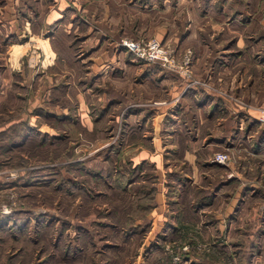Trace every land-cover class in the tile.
<instances>
[{"label":"rangeland","instance_id":"rangeland-1","mask_svg":"<svg viewBox=\"0 0 264 264\" xmlns=\"http://www.w3.org/2000/svg\"><path fill=\"white\" fill-rule=\"evenodd\" d=\"M8 1L9 12L18 15L14 0ZM169 1L168 5L170 3L173 5L168 7L167 18L166 14L153 15V23L162 25L165 23L163 21H166L168 25L163 24L167 29L164 35L166 38L170 32L171 38L164 40L153 34L150 37L136 39H143V41L157 39L161 44L173 49L179 58L186 49L192 50L190 67L193 78L198 79L194 75V64L200 65V73L203 68H208L205 73L207 75H204L206 80L215 82V85L219 82L222 85L221 90L232 84V88L229 86L227 88L235 97V91L238 88L237 94L243 96L244 102H242L245 103V109L251 106L256 107L258 112H252L257 115V117L254 116V120L264 125V119H259L260 115L264 116V104L259 101L264 94V60H260L264 39L258 37L264 33V0H198L199 19L196 18L192 25L186 8L177 15L174 3L178 0ZM4 2L5 0H0V4L4 5ZM190 6L191 3L188 9ZM14 18L13 15L12 17L9 15L0 19V70L5 60L9 62L13 65L11 67L18 71L13 75L14 80L23 79L25 88L7 90L8 100L0 102V110L18 111L22 114H27L28 111H45L55 114L60 111V115H56L54 120L53 117L50 120L46 119L48 122H45L50 123L49 126L44 127L46 130L50 131L51 125L54 126V132L52 130L50 134L42 132L36 126L31 130L26 124L30 119H19L20 122L22 121L24 138L29 137V139L27 138L28 141L16 149L9 150L13 142H19L18 131L13 127L9 130L10 135L0 131V139L4 140L0 142L2 144L0 146V204L6 203L13 208L9 214L0 216L9 217L14 213H18L17 216H19L15 219L17 226H11L12 231H7L8 229L0 231L2 250L18 247L16 253L9 252V255L13 254L7 257L9 264H198L201 261L199 255L205 252L225 258L227 264H239L236 255L231 257L234 247L230 246L228 249V246H222L215 250L212 246L210 247L208 240L196 242L194 236L196 233L199 234L198 230L185 231L190 239L182 235V230L177 232L167 229L163 231L164 236L158 234L160 231L153 234L157 218L154 211L153 220L149 218V222L152 223L150 228H146L145 232L127 234L126 214L131 209L130 202L134 198L133 194L138 190V185H130L129 182L116 183L109 172L110 165L113 164L116 168L122 166V169L127 170L132 160L128 161L125 155H122L124 158L119 159L116 154L114 155L115 163L111 164L107 158L111 157L112 149L119 138L120 146L127 144L129 137L125 135H128L129 130L131 133L137 131L136 125L131 127L127 125L125 133L120 137V130L110 128L111 121L108 126H105L108 120L99 119L101 120L100 128L97 129L95 126L94 131L88 133L86 120L81 118L79 111L80 102L77 95H74L75 91L78 93V89L67 92L63 76L57 79L54 88L53 85L43 87L42 81L37 82L40 75L47 74L44 70L48 65L62 64L66 61L67 55L56 53L50 41L51 34L30 31L27 24V27L24 26L22 29L20 25L14 23ZM211 22H214V29L210 27ZM241 29L245 32L246 42L242 47L238 44L239 41L243 43ZM213 31L219 38L225 34V31L231 35L226 43L217 46L220 48L217 53L215 51L210 53V48L215 47L213 42L219 40L218 37L211 36L210 33ZM121 39L119 45H121ZM71 42H74V47L79 43L74 39ZM198 49L199 52H197ZM125 53V59H133V63L141 66V69L144 64H147L143 71L158 74L154 79L170 73L181 76L184 81L186 79L181 74L166 69L165 66L146 62L136 56L128 57L126 50ZM229 53H232L231 57ZM69 57H71V64L77 63L72 61L73 54ZM222 61H225V65L220 67L219 63ZM141 72L137 75V79L143 77ZM218 79L221 80L217 81ZM237 80L241 81L242 87H236ZM36 90H39L38 97L35 96ZM14 91H18L21 95L22 99H19V102ZM92 110L93 112L95 110L93 106ZM2 120L0 118V123H5ZM246 124V118L243 120L238 118L241 137L239 141L242 146L252 143L251 136L255 133L254 130L244 132ZM104 127L108 129L103 130ZM165 138L166 135L163 138L155 137L156 142L158 139L163 142ZM223 148L224 146L217 150L228 151L234 160L238 150ZM250 149L249 152L252 151V148ZM128 150L127 146L126 152H131ZM252 152L248 155L244 154L242 161H247L251 165L255 164L256 158ZM241 159L239 158L238 161ZM257 161L261 159L257 158ZM159 169L161 170L160 165ZM248 173L251 175L250 178H253L255 172ZM186 196L189 194L183 193L179 202L185 207L183 217L192 219L191 200L189 203ZM246 202L245 206L249 207L250 211L245 216L243 233L251 232L252 228L260 223L258 213H264V200L261 202L255 196H251ZM172 205L166 202L165 209L168 213L174 207H171ZM254 216L258 221L257 224L253 219ZM163 221L166 222V219ZM137 222L142 224L139 220ZM189 223L196 225L194 222ZM241 248L245 249L248 246L243 247L242 244ZM95 250H99L100 253L94 255ZM184 250L192 251L191 256L186 260L183 258ZM257 254L264 256V247L260 246Z\"/></svg>","mask_w":264,"mask_h":264},{"label":"crops","instance_id":"crops-1","mask_svg":"<svg viewBox=\"0 0 264 264\" xmlns=\"http://www.w3.org/2000/svg\"><path fill=\"white\" fill-rule=\"evenodd\" d=\"M167 2L168 0H32V2L14 0L17 15L9 12L7 6L10 3L5 0L4 5L0 4V19L13 15L14 23L20 25L22 29L27 24L30 31L51 34L50 41L53 49L56 53L67 55L66 61L62 64L57 63L55 66L48 65L44 70L47 74L40 75L37 82L42 81L43 87L53 85L54 88L57 79L63 76L67 92L78 89V93L75 91L74 95H77L80 102L79 111L81 118L86 120L88 133L94 131L95 126L97 129L100 128L101 120L99 119L108 120L105 126H108L111 121L113 125L111 129L115 126L118 131L121 129V123H124V133L127 125L128 127L136 125L137 131L131 133L129 130L128 135H125L129 137V140L126 145L120 146L117 158H124L122 155H125L128 161L132 160L130 166L141 164L142 175L145 172L155 173L156 179L152 183L156 187L155 205L146 212V217L151 221L153 213H156L153 234L162 228L177 232L194 229L199 231V234L196 233L194 236V240L196 242L208 240L210 247L212 246L215 250L222 246H228L229 249L233 241H238L240 246L242 244L250 246L254 243L264 247V234L257 236L255 233L259 227H264V224H257L255 216L253 219L257 225L251 232L243 233L245 216L250 211L245 204L252 196V192L243 190L248 184L255 187L260 185L258 177L254 174L253 178H250L251 175L248 172L260 173V178L264 176V150L255 149L252 143L242 146L239 141L240 133L231 143L228 142L230 138L222 139L219 135L224 128L227 129L230 126L231 118L243 120L244 114L257 117L253 114L255 111L258 112L257 108L251 106L245 109L243 96L237 94L238 88L235 91L236 97L233 92L228 91L227 86L232 88V84L227 85V89L221 90L222 85L219 82L215 85V82L206 80L204 75H207L205 73L208 68L205 66L200 73V65L194 64V75L198 79L192 84L174 73L164 74L154 79L158 74L144 73L143 68L147 64H144L141 69V66L133 63V59H125V49L119 45L121 38L136 39L150 37L153 34L164 40L171 38L170 32L166 38L164 35L167 32L166 21H163L165 25L153 23V15L166 14L167 18L168 7L173 5L171 3L168 5ZM189 3L191 6L188 9ZM174 6V9H177V15L186 8L188 18L192 21L191 25L196 18L199 19L198 0H178V2L175 1ZM213 23L210 24L212 29L215 28ZM210 34L219 38L215 36L214 31ZM241 37L243 43L239 41L240 47L245 46V32L242 31ZM230 38L231 35L225 31L219 40L213 42L215 47L210 48V53L211 51L217 53L220 49L217 46L226 43ZM73 39L79 42L76 48L73 45L74 42H71ZM72 54L74 57L72 61L77 63H70L69 56ZM224 54L226 55V51ZM228 55L231 57L232 53ZM220 63V67L225 65V61ZM11 66L13 67L6 60L1 64V103L8 100L7 90L25 88L23 79L14 80L13 75L18 71ZM141 70L143 77L137 79ZM235 83H237L236 87H242L240 80ZM189 89L197 92L204 89L212 95L211 98L214 100L220 99L218 100L220 103L215 106L212 101H206L204 105L195 106L192 97L196 98L198 93L192 95L188 92ZM14 94L19 102V99H22L21 95L18 91H14ZM35 94L38 97L39 90H36ZM259 101L264 104V94ZM92 106L95 108L94 112ZM1 114L3 116L0 118L5 123H0V131L10 135L9 130L13 127L18 131V137L20 136L19 142H13L12 148L9 149L12 150L24 145L29 139V137L24 138L22 121L20 122L19 119H30L26 124L31 130L36 126L42 132L50 134L54 126L51 125L50 131L46 130L44 127L49 126L50 123L45 121L52 117L54 120L56 115H60V111L55 114L45 111H28L27 114H22L18 111L0 110ZM262 124L259 123V125ZM104 129L108 128L104 127ZM165 135V141L158 139L156 142V136L163 138ZM1 141H4L3 138L0 139ZM127 146L128 151L131 152H126ZM223 146V149L238 150L236 160L232 159L228 164L212 162L213 153ZM250 148L254 158L261 159L259 162L255 159L253 165L241 159L244 154L251 153ZM239 158L241 161H238ZM142 175L134 180L132 183L134 186L147 179ZM183 193L189 194L186 198L189 203L191 200L192 219L183 217L185 207L179 202ZM205 196H211L212 202L209 204L204 202L205 198L201 201V198ZM166 202L173 204L171 207L174 206L169 213L165 209ZM17 215L18 213H14L9 216L10 218L0 216V231L3 232L6 229L12 231L11 226H17L15 220L19 217ZM195 218L196 221H194ZM164 219L166 222L163 221ZM13 222L14 224H11ZM189 222H194L196 225ZM17 248L9 247L2 250L0 244V264H9L7 257L16 253ZM10 251L13 254L9 255ZM261 255L255 253L250 264H256V262L264 264V256ZM201 256L199 255L201 261L198 264H205ZM216 258L215 264H227L225 258L219 255Z\"/></svg>","mask_w":264,"mask_h":264},{"label":"trees","instance_id":"trees-1","mask_svg":"<svg viewBox=\"0 0 264 264\" xmlns=\"http://www.w3.org/2000/svg\"><path fill=\"white\" fill-rule=\"evenodd\" d=\"M32 2V0H30ZM259 38H263L264 39V33L260 34V36H258ZM125 50L126 48L123 47ZM128 57H134L133 53L127 51ZM262 55H261V59L260 60H264V44L262 47ZM130 53V55H129ZM188 92H190L192 95L194 93H198V96L196 98L192 97V102L195 106H200V105H204L205 102L207 101H212L214 103L215 106H218L220 102H218V100L220 99H213L211 98L212 95L209 93H207L204 89L200 90L199 92H197L194 89H189ZM244 119L246 118L247 120V124L245 126L244 132H248L251 130H254L255 133L254 135L251 136V141L253 144V147L255 149H263L264 150V125H259L257 121L254 120V117L249 115V114H244ZM223 124V123H221ZM124 123H121L120 126V137L123 136L124 134ZM113 125L110 127L112 128ZM117 127L114 126V129H116ZM230 128V129H229ZM255 128V129H254ZM240 133L239 131V127H238V118H231L230 119V126L226 129L224 128L221 132V134H219L221 136L222 139H227L230 138L228 140L229 143H231V141L235 140L238 137V134ZM120 139V138H119ZM119 139L115 142L114 148L112 149V154L111 157L107 158V161L111 164L115 163L114 161V155H116L120 149V141ZM119 141V142H118ZM123 167L120 166L119 168L114 167L113 165H110V176L113 178V181L115 180L116 183H124L125 182H129L130 185L132 184V182H134V180H136L137 178L141 177V173L140 170L142 168L141 164H137L136 166H130V168H128L127 170L122 169ZM260 173H255V176L258 177L257 180H260V185L258 186H252V184H248L247 187L243 190L245 192H252V196H255L259 201H263L264 200V176H262V178L259 177ZM144 176H147V179L143 180V183H139L138 184V190L135 191V193L133 194V200L130 202L131 203V209L129 210V213L127 212L126 214V224L125 225V229L127 231V234H131V233H137V232H145L149 226H150V222H149V218L146 217V212L149 211V209L155 205V201H154V194L156 191V187L152 184L155 179V173L154 172H145L142 177L144 178ZM128 186V184H126ZM125 185V186H126ZM122 186V187H125ZM135 190V189H134ZM205 198V200H203ZM204 201L206 203H211L212 202V198L211 196L208 197H203L201 198V201ZM130 214V215H129ZM259 222L260 224H264V213L261 212V214H259ZM261 218V219H260ZM137 220H139V223L142 224H138ZM129 221V223H127ZM136 223V225H135ZM147 228V229H146ZM164 229L162 228L160 230V234L161 236H164ZM188 231V230H187ZM257 236H259L260 234L264 233V227H259L256 232ZM182 235L188 239H190L189 236H187V233L185 231H182ZM232 256H237L239 264H250L252 257L254 256L255 253H257V251H259L260 248V244H255L253 243V245L248 246V248L242 249L241 246L239 245L238 241H233L232 242ZM243 247H247V246H243ZM149 248V246L147 247ZM243 251H242V250ZM183 258L186 260L188 257L191 256L192 251L190 250H184L183 252ZM202 260H204L205 264H215V260H217L216 256L211 253V252H205L202 254L201 256Z\"/></svg>","mask_w":264,"mask_h":264},{"label":"built area","instance_id":"built-area-1","mask_svg":"<svg viewBox=\"0 0 264 264\" xmlns=\"http://www.w3.org/2000/svg\"><path fill=\"white\" fill-rule=\"evenodd\" d=\"M121 45L126 48L127 51L133 53L138 59L145 60L146 62L157 63L165 66L166 69L175 71L182 76L186 77V81L190 84L195 83L197 80L193 78V71L191 69V55L192 50L186 49L184 54L179 58L173 49L161 44L157 39H132L122 38ZM52 59V57H51ZM260 120L264 119V116L260 115ZM232 160L231 154L228 151L220 150L213 153L211 161L218 164H228ZM12 206L6 203L0 204V215H7L12 211Z\"/></svg>","mask_w":264,"mask_h":264},{"label":"flooded vegetation","instance_id":"flooded-vegetation-1","mask_svg":"<svg viewBox=\"0 0 264 264\" xmlns=\"http://www.w3.org/2000/svg\"><path fill=\"white\" fill-rule=\"evenodd\" d=\"M66 252H67V250H66ZM95 253H96V254H97V253H100V251H99V250H95L94 255H95Z\"/></svg>","mask_w":264,"mask_h":264}]
</instances>
